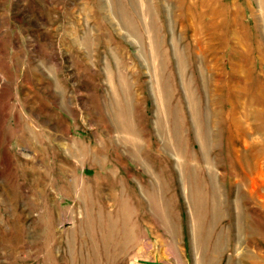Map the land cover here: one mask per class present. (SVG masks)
I'll return each mask as SVG.
<instances>
[{
    "label": "rangeland",
    "instance_id": "1",
    "mask_svg": "<svg viewBox=\"0 0 264 264\" xmlns=\"http://www.w3.org/2000/svg\"><path fill=\"white\" fill-rule=\"evenodd\" d=\"M189 2L0 0V264H264V0H212L214 91Z\"/></svg>",
    "mask_w": 264,
    "mask_h": 264
},
{
    "label": "bare ground",
    "instance_id": "2",
    "mask_svg": "<svg viewBox=\"0 0 264 264\" xmlns=\"http://www.w3.org/2000/svg\"><path fill=\"white\" fill-rule=\"evenodd\" d=\"M187 10L189 13V19L192 21V31L194 33L193 36L196 37V38H193V41H195L196 44L198 45L200 43V37L198 36V35H200V33H204L205 35L208 36L207 37L208 41L206 43L201 44L200 47L195 50V54L197 57H199L202 60L203 63H206V64L209 63V62H207L208 58H212L210 60V61L213 60L211 63L212 65L208 64L209 68H211L210 69V75L218 76V78H219L221 75L220 72H216V71L214 72L215 69H212V68H215L218 66V61H219L218 53H219V51H216V48H218V47L221 48L223 45V40H222L223 39V37H222L223 33L221 34V32H219V29L221 28V30L224 31V27H223L224 26V20H225L224 19L225 18L224 10L221 7V5L218 3H216L215 5H212V0H190L189 6L187 7ZM238 15H239V10L237 8H234L232 10L231 15H230L231 26L228 30V32L231 35H233L232 36V38L234 37L233 43H235V44H239L241 42V40H243V38L241 37L243 35L242 29H240L239 24H237ZM261 20H263V19H261ZM263 30H264V25H263ZM212 42H214V43H212ZM214 45L216 47H214ZM237 65H239V64L237 63ZM220 78L219 79L214 78L211 80L210 84L212 87V91L216 90V88L214 87V84L216 82H218L220 80ZM188 100H189L188 104H189V107L191 109L192 116L197 122V120H198L197 109H196V105L194 102V98L190 92H189V99ZM236 110H237V107L234 106L233 107V113H235ZM237 117H238V114H237ZM238 119L241 120L239 117L233 118L232 122H233L234 127L238 126V123H239ZM202 144H203L202 146L207 149V146L203 140H202ZM166 145H165L166 147L172 146L169 142L166 143ZM237 157H238V163H239L238 165L240 166L243 174H245V171L248 170V168H247L248 162L246 161V159L244 158V156L242 154L237 155ZM258 162H260V161H258ZM215 164L216 163L213 159L208 158L206 160V165H207V168L209 171L210 178L212 180V183H214L212 186L211 199H210V206H211L210 210H211V214H212L211 217H213V219L219 218L218 216L221 213L220 208L221 207L224 208L222 197L219 195V190H218L219 187L217 186V178H216L217 175L221 176L222 174L220 172H217L218 170L215 171V168H216ZM249 169H250V167H249ZM242 175L233 174V183L237 187V194L233 200V207L235 210L236 219L244 221L242 207L246 205L248 208H254L255 207L254 205L257 204L256 199L259 196V194L257 193V190H256L257 187H256V184L254 183V181L250 180L248 184H243V182L241 180ZM243 181H245V180H243ZM201 193H203V192H200L197 189L193 190V195H194L193 196L194 197V210L193 211L195 214L194 224H196L195 225L196 228L198 227V225H197L198 216L197 215H198V212H200L201 208L203 207L202 200H201V196H202ZM215 220H214V222H215ZM199 229L200 228H198V230ZM198 233H199V231H198Z\"/></svg>",
    "mask_w": 264,
    "mask_h": 264
},
{
    "label": "water",
    "instance_id": "3",
    "mask_svg": "<svg viewBox=\"0 0 264 264\" xmlns=\"http://www.w3.org/2000/svg\"><path fill=\"white\" fill-rule=\"evenodd\" d=\"M142 264H158L157 262L147 261V260H139Z\"/></svg>",
    "mask_w": 264,
    "mask_h": 264
}]
</instances>
